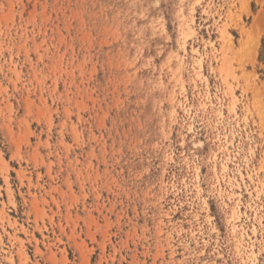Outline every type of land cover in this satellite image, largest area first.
I'll use <instances>...</instances> for the list:
<instances>
[{
	"label": "rangeland",
	"instance_id": "1",
	"mask_svg": "<svg viewBox=\"0 0 264 264\" xmlns=\"http://www.w3.org/2000/svg\"><path fill=\"white\" fill-rule=\"evenodd\" d=\"M264 0H0V264H264Z\"/></svg>",
	"mask_w": 264,
	"mask_h": 264
},
{
	"label": "trees",
	"instance_id": "2",
	"mask_svg": "<svg viewBox=\"0 0 264 264\" xmlns=\"http://www.w3.org/2000/svg\"><path fill=\"white\" fill-rule=\"evenodd\" d=\"M263 47H264V42H263Z\"/></svg>",
	"mask_w": 264,
	"mask_h": 264
}]
</instances>
